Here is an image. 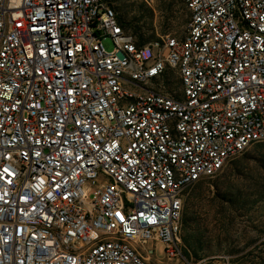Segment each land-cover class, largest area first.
<instances>
[{
	"label": "built area",
	"instance_id": "1",
	"mask_svg": "<svg viewBox=\"0 0 264 264\" xmlns=\"http://www.w3.org/2000/svg\"><path fill=\"white\" fill-rule=\"evenodd\" d=\"M182 2L150 44L113 0H0V264L182 256L187 190L264 141V0Z\"/></svg>",
	"mask_w": 264,
	"mask_h": 264
},
{
	"label": "rangeland",
	"instance_id": "2",
	"mask_svg": "<svg viewBox=\"0 0 264 264\" xmlns=\"http://www.w3.org/2000/svg\"><path fill=\"white\" fill-rule=\"evenodd\" d=\"M119 20L137 40L161 43L181 37L188 22L182 0H113ZM107 49L112 45L104 41ZM166 87L179 88L170 73ZM181 255L168 260L154 241L153 264H264V141L231 157L212 177L196 181L186 192L179 220ZM152 243V242H151Z\"/></svg>",
	"mask_w": 264,
	"mask_h": 264
},
{
	"label": "snow or ice",
	"instance_id": "3",
	"mask_svg": "<svg viewBox=\"0 0 264 264\" xmlns=\"http://www.w3.org/2000/svg\"><path fill=\"white\" fill-rule=\"evenodd\" d=\"M5 171H7V169H5ZM116 215H117V216H120V213H117ZM121 219H123V217H121Z\"/></svg>",
	"mask_w": 264,
	"mask_h": 264
},
{
	"label": "trees",
	"instance_id": "4",
	"mask_svg": "<svg viewBox=\"0 0 264 264\" xmlns=\"http://www.w3.org/2000/svg\"><path fill=\"white\" fill-rule=\"evenodd\" d=\"M139 43H144V42H140V41H139Z\"/></svg>",
	"mask_w": 264,
	"mask_h": 264
}]
</instances>
